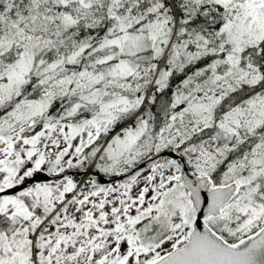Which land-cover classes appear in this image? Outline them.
<instances>
[{
    "label": "snow or ice",
    "instance_id": "obj_1",
    "mask_svg": "<svg viewBox=\"0 0 264 264\" xmlns=\"http://www.w3.org/2000/svg\"><path fill=\"white\" fill-rule=\"evenodd\" d=\"M0 264H264V0H0Z\"/></svg>",
    "mask_w": 264,
    "mask_h": 264
}]
</instances>
